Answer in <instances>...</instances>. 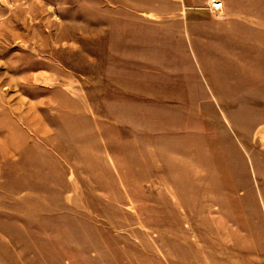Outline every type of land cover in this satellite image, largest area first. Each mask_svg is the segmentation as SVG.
<instances>
[{
  "label": "rangeland",
  "instance_id": "374dc122",
  "mask_svg": "<svg viewBox=\"0 0 264 264\" xmlns=\"http://www.w3.org/2000/svg\"><path fill=\"white\" fill-rule=\"evenodd\" d=\"M209 2L0 0V264L264 262V60Z\"/></svg>",
  "mask_w": 264,
  "mask_h": 264
},
{
  "label": "crops",
  "instance_id": "0c3cea01",
  "mask_svg": "<svg viewBox=\"0 0 264 264\" xmlns=\"http://www.w3.org/2000/svg\"><path fill=\"white\" fill-rule=\"evenodd\" d=\"M188 4H201L205 0H184ZM222 9L224 16L221 22V37L224 52L232 63H237V68L258 67L256 62L264 60V0H222ZM230 46V49H227ZM247 56L249 59H247ZM253 65H249L248 63ZM238 63H244L239 65ZM243 74V75H242ZM241 82L248 84H259L262 80L251 76L250 72L243 71L239 76ZM264 124V122H263ZM235 242V241H233ZM257 246L263 250V244L256 242ZM260 259V258H259ZM249 260V259H248ZM242 263L239 259L232 258V262L240 264H264L263 261L256 263ZM210 263V262H209ZM216 264L215 262H213ZM212 264V263H210ZM221 264H227L225 261Z\"/></svg>",
  "mask_w": 264,
  "mask_h": 264
},
{
  "label": "built area",
  "instance_id": "2783aa9c",
  "mask_svg": "<svg viewBox=\"0 0 264 264\" xmlns=\"http://www.w3.org/2000/svg\"><path fill=\"white\" fill-rule=\"evenodd\" d=\"M209 7L219 12L222 9V0H210Z\"/></svg>",
  "mask_w": 264,
  "mask_h": 264
},
{
  "label": "bare ground",
  "instance_id": "6f19581e",
  "mask_svg": "<svg viewBox=\"0 0 264 264\" xmlns=\"http://www.w3.org/2000/svg\"><path fill=\"white\" fill-rule=\"evenodd\" d=\"M46 78V77H45Z\"/></svg>",
  "mask_w": 264,
  "mask_h": 264
}]
</instances>
